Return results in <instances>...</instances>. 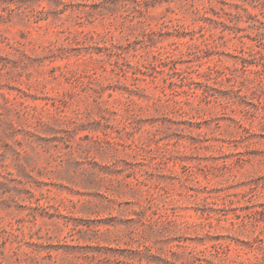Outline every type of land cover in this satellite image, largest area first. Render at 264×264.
<instances>
[{
	"label": "rangeland",
	"instance_id": "rangeland-1",
	"mask_svg": "<svg viewBox=\"0 0 264 264\" xmlns=\"http://www.w3.org/2000/svg\"><path fill=\"white\" fill-rule=\"evenodd\" d=\"M0 264H264V0H0Z\"/></svg>",
	"mask_w": 264,
	"mask_h": 264
}]
</instances>
